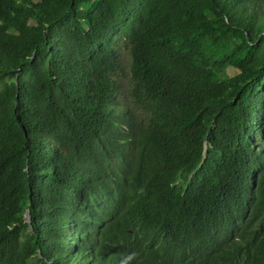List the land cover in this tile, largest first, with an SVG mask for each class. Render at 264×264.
I'll use <instances>...</instances> for the list:
<instances>
[{
  "label": "trees",
  "instance_id": "1",
  "mask_svg": "<svg viewBox=\"0 0 264 264\" xmlns=\"http://www.w3.org/2000/svg\"><path fill=\"white\" fill-rule=\"evenodd\" d=\"M0 264H264V0H0Z\"/></svg>",
  "mask_w": 264,
  "mask_h": 264
},
{
  "label": "rangeland",
  "instance_id": "2",
  "mask_svg": "<svg viewBox=\"0 0 264 264\" xmlns=\"http://www.w3.org/2000/svg\"><path fill=\"white\" fill-rule=\"evenodd\" d=\"M236 68L232 67V66H228L225 71L223 72V74H227V75H232L236 72Z\"/></svg>",
  "mask_w": 264,
  "mask_h": 264
},
{
  "label": "water",
  "instance_id": "3",
  "mask_svg": "<svg viewBox=\"0 0 264 264\" xmlns=\"http://www.w3.org/2000/svg\"><path fill=\"white\" fill-rule=\"evenodd\" d=\"M25 219L30 220V216H29L28 212L25 213Z\"/></svg>",
  "mask_w": 264,
  "mask_h": 264
}]
</instances>
